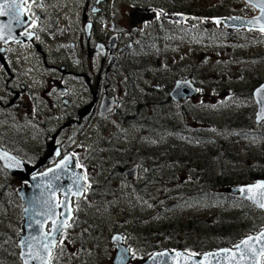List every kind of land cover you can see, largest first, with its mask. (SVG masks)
<instances>
[{"label": "rangeland", "instance_id": "rangeland-1", "mask_svg": "<svg viewBox=\"0 0 264 264\" xmlns=\"http://www.w3.org/2000/svg\"><path fill=\"white\" fill-rule=\"evenodd\" d=\"M99 1L49 0L44 8L47 16L43 13L47 17L41 31L44 42H37L47 56L31 46L20 60L14 50L15 78L0 73V133L24 158L37 164L69 112L89 102V93L82 89L91 86L95 91L98 85L99 61L88 52L84 11L91 17L95 8L105 11L97 16L90 48L118 34L139 50L131 59L133 76L147 65L151 87L169 88L174 77H184L193 78L201 92L195 100L165 109H156L150 99L142 108L149 117L147 127L133 128V144L121 139L127 123L117 116L101 122L93 118L77 130L64 132L60 144L81 158L91 190L74 201L72 228L62 237L52 264H113L115 234L126 238L133 256L130 264H143L156 251L189 255L217 251L234 247H225V240L235 238L238 243L263 230L259 209L225 195L223 183L227 177L236 180L264 172V126L257 127L251 116L257 113L252 94L264 83V35L229 31L216 23L225 17L251 18L254 8L242 0H105L96 5ZM186 13L195 17L186 23L188 32L176 36L175 31L168 32L171 27L164 28V23L185 25L176 17ZM45 60L58 69L46 68ZM63 67L80 74L78 79L69 78L74 88L68 110L58 86L66 80L60 71ZM110 78L119 90L124 76ZM127 86H121L123 99L131 97ZM156 95L165 98L162 91ZM111 144L122 148L113 149ZM132 161L149 168L142 180L146 175L154 178L147 194L138 195L126 182L123 169ZM207 184L213 200L194 197ZM21 185L0 171V226L10 237L21 233L24 206L16 194ZM10 194H16L12 203ZM215 195L227 197L215 200ZM4 264L21 263L11 253Z\"/></svg>", "mask_w": 264, "mask_h": 264}, {"label": "flooded vegetation", "instance_id": "flooded-vegetation-1", "mask_svg": "<svg viewBox=\"0 0 264 264\" xmlns=\"http://www.w3.org/2000/svg\"><path fill=\"white\" fill-rule=\"evenodd\" d=\"M18 2L21 3V1H19V0H18ZM48 2H49V0H36V2L33 3L32 0H28V3L23 4V7L25 8V14H24L25 18H24L23 24L24 25L26 24V25H25L24 29L21 30L18 34L19 40H15V41L8 42V43L4 42V43L0 44V50H1V52H0V73L2 74V76L9 74L13 78H15V76L12 74V71L15 69L14 68V54L17 51H19L18 56H19L20 60L22 59L23 56H25V54L23 52L28 50L31 46H34L35 48H37L38 49L37 51H39L42 54V56H44V57L47 56L43 51H41V47L37 42H41V41L44 42V40L41 39V37H42L41 31L43 30L45 23L47 21V17H44L43 13H45L47 16V11H45L44 8H46V5L48 4ZM104 3H105V0H100L99 2H97L96 5H102ZM93 10L94 11L92 13L95 14V16H92V17L89 16L86 13V11H84L83 15H82L83 20L86 23L84 30H85V39L88 42V45H87L88 52L90 54L95 53L97 55L98 61H99V68H98L99 73L97 76L98 85H97L95 91H93L91 86H89V89L87 87H84L82 89V91L84 92L85 95L87 92L89 93V95H90L89 102L85 105H80V106H78L77 109L69 112L68 117L64 119L65 123L61 127H59L53 133V135L50 136V143L47 146L48 152L42 153L43 156L38 159L39 161L37 164H36V161H34V160L24 158L22 153L17 151L12 143L10 144L8 142V136L5 135L4 133H0V146L3 150H5L9 154L13 155L17 159L23 161L24 163L31 166L32 168L41 164L42 166L39 170V172H41V173L57 166L67 156H71V158L74 160V162H76V165H77L76 169L83 172V170H81V165H80L81 158H79L78 155H76L74 152H69L68 149L65 150V147L60 144L61 138H62V136L66 130H69V129L77 130L82 125H84V122L86 123L87 120H92L93 118L99 119L98 121L101 122V120H108V118H111L113 116H117V118H119L120 121L125 120V122L127 123L126 124V127H127L126 131L127 132L121 134V136H120L121 139L128 142L129 144H131V143L133 144L134 139L130 136V132L133 131V128L145 129L147 127L149 117H146L145 111H142V108L145 109L146 105H149L150 99L154 100L153 105H156L155 106V108L157 107L156 109H158V106H161L162 109H165L167 106H170V105H181V104H184L186 102H190L192 100H195L199 94L195 97L183 99L180 101H176L172 97V93L176 87V84L180 81H190L192 83V85L194 87H196L197 89H199L201 92V89L199 88V84L197 82L193 81V78H190L191 80L190 79L187 80L184 77H179L176 79L174 77L173 83H169V88H167L165 86V88L163 89L162 86H159V85L151 87V85H150V82H151L150 70H149V67L147 65H146L144 70H142L140 72L136 71V73L133 76V74H132L133 69L130 68V66L132 65L131 59H134V57H133L134 53H138L139 50H137V47L133 42L127 43L126 40H123V39L120 40L118 34H115L113 37H107L106 39H101V41H99L95 45L94 49L90 48V40L93 38V35L95 36V33H96V28H97L96 23H97V19H99L97 16H98V14H101V13H102V15L105 14L104 9L101 7L95 8ZM164 12L173 13L172 10L171 11L165 10ZM180 16L188 17L186 19V21L183 22L185 25L175 24L174 26H172L171 24L164 23V28L171 27L168 32L175 31L176 36L183 31L188 32L190 29L186 25L190 22L192 23V20L195 19L194 16L186 13V14H181V15L177 16L176 17L177 21H178V18ZM101 20H103V19H101ZM112 24H114V23H112ZM105 27H106V25H105ZM19 28H22V25H20ZM88 29H89V32H88ZM122 31H125V29ZM29 34H31V35H29ZM191 35H193V33H191ZM72 46H75V44H73ZM81 47H83L82 40H81ZM14 50H17V51H14ZM125 61H129L130 64L129 63H122ZM44 63L46 64V68H48L49 70L58 69L57 67H52L51 65H49L46 60L44 61ZM60 71L63 73L62 75L66 78V80H65L63 85L60 83L58 84L59 88L62 90V91L59 90V93L64 96V102L66 104L65 109L68 110L71 108V105L73 104L70 99H71V96L73 94V88H74V86H73L74 84L71 81V79H69V78H71V76L74 75L77 77L76 79H78L80 77V74H78L72 70H70V71L66 70V67H63ZM121 74L124 76V78L122 79L123 83H120L119 84L120 89L116 90L115 84H113V81H112L113 79H111L110 76L114 75V76L120 78ZM140 74L142 75V77ZM105 80L107 81L108 86H105V83L103 82ZM86 83L90 84L89 80H86ZM125 83L128 84V86L126 87V90H128V89L131 90V97H130V99L127 98L129 100V102L127 99L122 98V95H123L122 91L124 90V88H121V86H122V84L125 85ZM157 91H162V94L165 95V98L157 96L156 95ZM17 96H18V94H17ZM122 100H123V102H122ZM124 100H126V101H124ZM105 101L110 102V105L113 106V111L110 113H107V114H103L100 111L101 107ZM122 103H123V105H122ZM125 104L129 107L124 108ZM262 126H264V123L262 125H260L259 127H262ZM161 128H163V127L161 126ZM51 144H53V145L50 146ZM129 144H126V145H129ZM110 146L113 149H115L116 147L122 148V146H116L114 144H111ZM50 147L53 148L55 153L58 151L56 149L59 148V152L61 153L60 157L51 156L52 152L49 149ZM39 154L41 155L40 152H39ZM143 167H144L143 165L132 161L128 164V167L126 169L124 168L125 170L123 169V174L125 175L126 182L130 185V187H132L136 191V193L138 195L149 193L151 188H152V183L154 181V178L150 175H146V178L144 180H142L143 173L145 171L147 173H149V171H148L149 168L147 167V169H146L145 167L144 168ZM134 169H136V178H134L133 175H132V177L127 178L125 172L130 171V170H134ZM0 171H2V173L4 175L9 177V179H13L14 181H19L22 184L20 186V189L23 187H27L26 183H23L20 178L12 177L6 170H4L3 167L1 166V163H0ZM83 175H84V182L88 185V190L84 194V196H85L86 194H88L89 190H91V187L88 184L87 177L85 178L84 172H83ZM256 175H257V177L261 176V177H258L256 181L264 180V172L258 171V173H256ZM256 181H254L252 183H255ZM9 182H10V180H7V184ZM249 184H251V183H249ZM237 186H242V185H237ZM212 187H213V184H212ZM208 188H209V184L206 185V188L204 189L205 191H203L200 194L196 193V195H194V197H197L198 199H202V200H204V199L205 200L206 199L207 200L208 199L213 200V193L209 192ZM20 189H18L17 193H16L18 198H19L18 191ZM3 190H5V185H4ZM16 194H13V195L10 194L8 196L9 203L10 202L12 203V200L14 199V195H16ZM183 195H184V197L183 196L182 197L185 198L187 196V193H185ZM228 195H230V194H228ZM231 196H232V198L241 199L239 196H233V195H231ZM19 201H20V198H19ZM74 201H77V200H74ZM242 201H244V200H242ZM9 206H10V204H8V210H9ZM2 208L5 209V206H3ZM258 211L261 212L260 214L262 216H264L263 211H260V210H258ZM21 225H22V223L20 224V226L18 228V229H20V232H21ZM70 225H71V227H69L68 230H70L72 228L73 220H72ZM68 230H66V231H68ZM263 230H264V228H263ZM66 231H65V233H67ZM261 231H259V232H261ZM259 232H256L254 234H258ZM254 234H250V235H254ZM1 235H3V236H1ZM117 235H119L121 237L122 244L129 250V254L131 255V259H130L128 264H130L131 261L133 260L131 248L126 245L127 244L125 241L126 238H124V236H122L120 234H115L112 237V240ZM6 237H7V230H4L3 226H0V238L4 240L3 247L1 248V253L4 257H5L6 251L11 250V247H8V246L6 247ZM13 238H14V236L10 237V239H13ZM17 238H18V236L14 238L16 245H17ZM61 242H62V240H61ZM113 245H115V244H113ZM17 248H18V245H17ZM115 248H116V252H115V257H116V254H117L116 245H115ZM18 251H19L18 252V261H20V263L22 264V261L20 259L19 248H18ZM55 251H54L53 255L55 254ZM165 251H167V250H165ZM211 251H214V250H207V251H204L201 253H198V252H194V253L196 254L195 256H200L204 253L211 252ZM159 252L160 251H156V252H154V254L159 253ZM161 252H164V251H161ZM175 252H177V251H175ZM154 254H152L148 258L143 259L142 260L143 263L145 260L150 259ZM4 263H5L4 258H2L0 260V264H4ZM263 264H264V259H263Z\"/></svg>", "mask_w": 264, "mask_h": 264}, {"label": "water", "instance_id": "water-1", "mask_svg": "<svg viewBox=\"0 0 264 264\" xmlns=\"http://www.w3.org/2000/svg\"><path fill=\"white\" fill-rule=\"evenodd\" d=\"M19 1H21V23L17 24L12 22L10 24L11 35H9L8 28L3 27L4 25H9L10 17H0V29L3 30L4 35V38L0 39V44L19 40L18 34L24 29L26 25L23 24L25 18V8L23 7L24 2L23 0ZM242 1L246 5L254 8L256 14L253 17L245 18L234 16L220 18L217 19L220 21V23L217 25L220 26L222 24L225 29L229 31H253L264 35V32L260 31L261 24L264 23V20H262L261 23H249L250 21H255L261 16L259 8L255 7L254 3H248V0ZM0 2H2V0H0ZM187 18L188 17L180 16L178 18V22L183 23ZM20 25H22V28H19ZM262 87H264V83L256 88L253 92V98L257 105V113L255 118L257 126H260L264 123V119H261L262 108H264V100H261V97L256 94L257 90L261 89ZM198 94H200V90L194 87L190 81H180L176 84V87L172 93V97L176 101H180L195 97ZM106 101L103 103L100 110L103 114L113 111V106L110 105V102ZM52 145L53 144L50 146ZM49 149L52 152L51 156L60 157L61 153L59 152V148L56 149L58 150L57 152L59 155H57V152H54L52 147ZM0 157H3L0 159L3 169L6 170L12 177L20 178L21 181L27 185V187H23L18 191L20 201L24 206L22 213L23 218L21 234L17 238V245L20 250V259L22 264H26V262L27 264H52L51 261L54 250L59 245L64 232L69 228H63L60 233H52V222L55 220L57 226L65 220L67 221V224H71L74 218L73 200H81L84 197V194L87 191H82V187H86L88 190V185L84 182L83 172L76 169V162H74L71 156H67L69 160L66 162V170L64 168H57V166H55L51 168L56 169L55 173L49 172L48 176H42V173L48 172V170L42 173L39 172L42 166L41 164L32 168L23 161L3 150L1 146ZM64 160L65 158L62 161ZM125 173L127 178L132 177V175L134 178H136V169L126 171ZM53 175H58L60 177L59 180H52ZM50 180L52 182L51 188L47 187ZM257 182H264V180H258L255 183L242 186L228 187L225 189V192L233 196H239L245 202L254 205L256 208L264 212V208L258 207L257 204L253 203L252 200L245 198V196L239 191L241 187L250 186L256 184ZM37 221L40 223L38 224ZM41 224L43 227H41ZM43 233H49V239H51L52 236H55L56 240L58 241L57 246L51 249L50 257L47 255L46 251L41 248ZM258 234L251 236L255 237ZM115 237L120 236L117 235ZM25 241L30 242L31 248H29L24 243ZM112 243L117 247V254L113 264H128L131 259V255L129 254V250L122 244L121 237L119 240L113 239ZM255 247L258 251L260 244L257 243ZM223 249L235 251L234 247L222 248L217 251L204 253L200 256H192L185 253L184 251L170 252L167 250L164 252L155 253L150 259L145 260L143 264H196L197 261L202 260L203 264H236V261H233L230 258L223 259V256L225 255L221 251ZM177 253H180V255H177ZM213 253H219L220 255L218 257L209 255ZM206 255H208L207 260L204 259ZM33 256H37V258H32ZM263 259L264 256H257V264H263ZM240 264H253V261L245 259L240 261Z\"/></svg>", "mask_w": 264, "mask_h": 264}, {"label": "snow or ice", "instance_id": "snow-or-ice-1", "mask_svg": "<svg viewBox=\"0 0 264 264\" xmlns=\"http://www.w3.org/2000/svg\"><path fill=\"white\" fill-rule=\"evenodd\" d=\"M24 3H28V0H23ZM33 3L36 2V0H32ZM248 3H254L255 7L259 8L261 16L258 17L255 21H250L249 23H261L262 20H264V0H248ZM21 4L18 3V0H2L0 2V17L8 16L10 17L9 25H4L3 27L8 28L9 35H11V27L10 24L12 22H15L17 24L21 23V13H20ZM161 13H157V16L159 17ZM216 23L219 24L220 21L216 20ZM260 31L264 32V23L261 24ZM31 35V34H29ZM3 30L0 29V39H3ZM179 87V85H178ZM258 96L261 97V100H264V87L257 90L256 93ZM261 119H264V108H262V115ZM57 155L59 153L57 152ZM3 157H0L2 159ZM69 160L68 157H65L64 161H61L57 168H64L66 170V162ZM56 169H49L48 172L42 173V176H48L49 172L55 173ZM58 175H53L52 180H59ZM47 187H52L51 180L49 181ZM82 191H87L86 187L81 188ZM239 191L245 196V198L252 200L253 203L257 204L258 207L264 208V182H257L256 184L241 187ZM39 224L40 222L37 221ZM53 228L51 230L52 233H60L61 230L65 227H71L70 224H67V221L60 223L58 226L56 225V221L53 220ZM41 227L43 225L41 224ZM114 239L119 240L120 237H114ZM29 248H31V244L29 241L24 242ZM259 243L260 248L257 251L255 245ZM58 244V241L56 240L55 236H52L51 239H49V233H43L42 236V243L41 248L44 249L47 253V255L51 256V249L53 247H56ZM235 251L223 249L221 250L225 255L223 256V259H232L233 261H236V264H240V261H243L245 259H249L253 261V264H257L256 257L257 256H264V231H261L257 236L252 237L248 236L247 238L241 240L240 242L236 243L234 245ZM31 255V253H30ZM177 255H180V253H177ZM193 256H195V253H192ZM212 256L218 257L219 253H213L209 254ZM32 258H37V256H33ZM205 260L208 259V255L204 257ZM27 264V262H26ZM196 264H203L202 261H197Z\"/></svg>", "mask_w": 264, "mask_h": 264}, {"label": "trees", "instance_id": "trees-1", "mask_svg": "<svg viewBox=\"0 0 264 264\" xmlns=\"http://www.w3.org/2000/svg\"><path fill=\"white\" fill-rule=\"evenodd\" d=\"M262 83V82H261ZM261 83H259V85H262ZM252 96H253V94H252ZM254 99V98H253ZM251 116H252V118L255 116V118H256V114L255 113H252L251 114ZM254 124H256V121L254 122ZM256 126H257V124H256ZM257 127H259V126H257ZM260 128V127H259ZM261 133H264V132H261ZM252 170H254L253 168H251ZM223 171H224V169H223ZM258 173V172H257ZM258 177H261V176H258ZM257 175L256 174H254V175H250L249 174V176H247V177H238V179H234L233 177L231 178V177H227V178H225V182L223 183L224 184V186H226L227 188L228 187H233V186H237V185H247V184H249V183H251V182H254V181H256L257 180ZM218 178H220V177H217L216 178V180L218 179ZM238 180V181H237ZM236 181V182H235ZM217 184V183H216ZM216 184H215V186H216ZM4 188V187H3ZM225 195H227V194H225ZM225 195H215V200H218V198L220 197L221 198V200H222V198H223V196L224 197H227V196H225ZM228 197H231L230 195H228ZM1 236H3V235H1ZM14 238H15V236H14ZM14 238L13 239H10V233L9 232H7V237H6V247L8 246V247H11V250L10 251H6V253H5V257L2 255V253H1V248L3 247V244H4V240L3 239H1L0 238V260L2 259V258H4V262H8V259H9V255L11 254V253H13L14 254V259H15V261H18V248H17V245H16V242L14 241ZM10 241H12L11 243H10ZM237 243V241L235 240V238H232V240H225L224 241V246L225 247H231V246H233V245H235Z\"/></svg>", "mask_w": 264, "mask_h": 264}]
</instances>
